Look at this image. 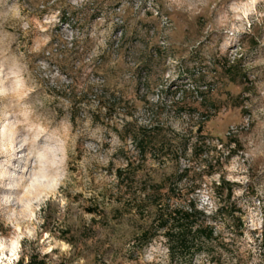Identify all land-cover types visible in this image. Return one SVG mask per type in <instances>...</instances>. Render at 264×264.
I'll use <instances>...</instances> for the list:
<instances>
[{
    "label": "rangeland",
    "instance_id": "rangeland-1",
    "mask_svg": "<svg viewBox=\"0 0 264 264\" xmlns=\"http://www.w3.org/2000/svg\"><path fill=\"white\" fill-rule=\"evenodd\" d=\"M121 3L0 0V80L12 77L0 96V264L31 252L63 264H142L146 255L148 264H169L159 232L143 247L136 238L153 213L138 193L155 184L170 203L207 197L212 206L200 210L220 233L216 246L190 264H264V237L245 236L247 224L264 220V157H250L241 173L216 144L230 133L248 145L250 126L264 121V16H249L251 28L236 19L246 0H212L214 8L194 16L141 14L131 11L134 0ZM125 124L158 127V148L139 155ZM25 138L31 143L20 148ZM33 143L45 148L46 165L22 155ZM65 148L73 185L90 195L61 189L64 211L46 219V202L27 218L33 198L59 199ZM90 154L109 164L83 165ZM126 161L119 183L114 170ZM217 176L238 183L220 188ZM230 211L240 217L236 232Z\"/></svg>",
    "mask_w": 264,
    "mask_h": 264
},
{
    "label": "clouds",
    "instance_id": "clouds-1",
    "mask_svg": "<svg viewBox=\"0 0 264 264\" xmlns=\"http://www.w3.org/2000/svg\"><path fill=\"white\" fill-rule=\"evenodd\" d=\"M73 5H81L84 3L89 2V0H71ZM212 3V0H147V2H143V0H134V7L131 8L132 12H135L137 8L141 9V14H144V11L150 10L152 12H155L156 14H160L161 12H164V14L172 15V14H178V15H188V16H194V15H200L202 12L205 11V9L208 8V5ZM246 3L250 5L247 10H245L241 15H238L236 19H243L247 24L248 27L251 28V21L248 19L249 16H255L257 19L259 17L264 16V11H257L256 5L258 3L264 4V0H246ZM128 0H122V3L120 5L121 9L128 7ZM212 7H215V4L212 3ZM66 21L61 22V28L64 26ZM94 35V34H93ZM68 39H72V34L69 33ZM5 71L3 62H0V73H3ZM9 73H11V69L8 70ZM53 76H59L61 79H63L62 76H60L59 71L53 72ZM12 77L9 75L4 78V80H0V96L8 95L9 89L4 86L5 81L7 79H11ZM129 120L132 119V117H128ZM244 124L246 127H249V121L247 118V114H245V120ZM247 135L250 137L248 145H244L242 141L239 138V135H232V134H225L222 139H217L216 144L219 149V151L223 155V161L224 163H230L232 160H238L240 162V172H246L247 168L245 165V161L249 160L250 157H255L256 155H260L264 157V152H259V144H264V121H260L256 123L255 125L250 126V130L247 131ZM36 139H39L37 137ZM255 141H259V144H256ZM31 142L25 138L20 143V148H25L27 145H29ZM67 141H65V144ZM42 153L44 155H42ZM22 155L28 156L29 164H45L47 163L46 160V150L42 145H36L32 144V148L29 149V152L22 153ZM60 156L62 157L61 162V168L63 170V178L59 184L56 185L55 189L53 190L58 196L59 199H57L56 196H52L51 198L49 195H43L39 198H33L31 203L34 205V209L28 213L29 219H35L36 213L41 211V205L45 204L44 212L46 214V219L51 218V214L54 210L59 209L60 211L65 210V205L69 203L67 197L64 195L63 191L61 189H65L70 192H81L85 195H90V193L86 192L85 189L87 185H83L81 187H76L73 185L72 182V176L74 173L72 172V158L69 155V151L67 148L64 149L62 153H60ZM93 161L97 165H108L109 160L107 159H97L94 155H88L84 157L81 161L83 165H87L88 167H92ZM87 172V168H85V173ZM217 179L219 181V187L225 188L230 187L232 183H238L236 181L235 177H228V182L225 183L224 181L219 179V176H217ZM240 179H245L243 175H240ZM69 185H72V187L69 188ZM195 191L199 192L201 189L197 188ZM205 204H209V208H204ZM196 207L198 209H203L205 212H209L211 209V204L209 203V200L207 197H204L201 200V203H197ZM41 223H45L44 220L41 221ZM47 226V225H46ZM245 236L248 240H253V237L249 235V231H253L257 236L264 237V220L260 218V216L256 217V219L250 223L247 224L245 227ZM42 235L46 236L47 233H42ZM148 240H144L139 246L143 247L144 244ZM254 242V241H253ZM153 259L152 256H143L142 258V264H148Z\"/></svg>",
    "mask_w": 264,
    "mask_h": 264
},
{
    "label": "trees",
    "instance_id": "trees-1",
    "mask_svg": "<svg viewBox=\"0 0 264 264\" xmlns=\"http://www.w3.org/2000/svg\"><path fill=\"white\" fill-rule=\"evenodd\" d=\"M233 63L224 66L228 68ZM126 133L134 142L135 148L139 155L146 157V152L157 149L160 140L155 136L160 130L155 129L154 125H135L132 129H127ZM130 162L126 161L124 167H116L114 170L115 177L120 183L123 181V170H125ZM152 189L139 191L138 201H146L145 204L151 205L153 213L149 223L140 229L136 234V238L140 239V244L144 240H150L157 232L164 242L169 264L173 262L178 264V260H186V264H190L193 257L199 254L211 256L212 246H216L215 239L219 236V231L214 223L210 221V217L196 207V203L189 199L186 203H170L167 198H162L166 190L160 191L159 184H155ZM141 192V193H140ZM141 194V195H140ZM230 216L234 221L233 231L236 232L240 226L239 215ZM139 244V245H140ZM12 264H63L61 261H47L43 256L29 253L25 259L22 257Z\"/></svg>",
    "mask_w": 264,
    "mask_h": 264
}]
</instances>
